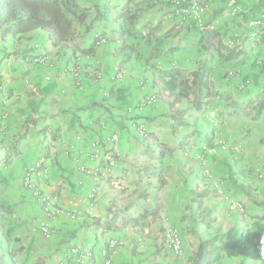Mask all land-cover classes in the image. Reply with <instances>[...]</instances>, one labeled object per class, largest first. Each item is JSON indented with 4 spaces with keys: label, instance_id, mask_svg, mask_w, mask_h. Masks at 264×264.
<instances>
[{
    "label": "crops",
    "instance_id": "1",
    "mask_svg": "<svg viewBox=\"0 0 264 264\" xmlns=\"http://www.w3.org/2000/svg\"><path fill=\"white\" fill-rule=\"evenodd\" d=\"M70 1L87 16L60 45L41 30L0 31L7 91L0 93L7 113L0 154L11 158L0 164V240L13 256L6 262L60 264L79 248L92 252L93 264H190L201 240L221 235L220 245L235 247L217 264H264V112L226 115L231 101L264 94L263 0H199L205 27L174 0ZM207 27L219 32L214 46L239 52L210 64L212 91L227 100L209 97L202 110L190 102L172 107L162 72H197L207 59ZM100 35L107 43L83 53ZM34 57L49 64L35 65ZM112 134L113 175L99 181L91 202L102 164L87 158L90 144ZM40 158L47 178L38 188L63 209L53 217L22 184ZM172 228L182 236L180 255L165 245ZM112 240L117 249L107 260Z\"/></svg>",
    "mask_w": 264,
    "mask_h": 264
},
{
    "label": "trees",
    "instance_id": "2",
    "mask_svg": "<svg viewBox=\"0 0 264 264\" xmlns=\"http://www.w3.org/2000/svg\"><path fill=\"white\" fill-rule=\"evenodd\" d=\"M264 3V0L262 1ZM105 7V6H104ZM87 16L86 9H79L69 0H0V31L3 36L26 34L41 30L48 34L52 44L60 45L71 37L75 26L82 23ZM202 37V49L207 53L197 72L171 68L162 72L164 83L163 92L168 95L170 106H179L184 102L192 103L194 109L202 110V105L207 104L209 97L217 100L226 99L224 93L213 92L210 80L211 61L215 55L227 62L238 57L236 48L224 49L223 46H214L213 40L219 37L215 27H207ZM102 36L95 38L89 50ZM226 54H224V53ZM232 111L226 115L232 116L246 110L255 112L254 119H258L264 112V94L256 95L243 102L231 101ZM162 154V153H161ZM11 158L0 154V164L9 165ZM223 236L216 235L201 240L190 264H217L227 250L235 246H223L219 243ZM6 257L12 260V250L7 240H0V264H8Z\"/></svg>",
    "mask_w": 264,
    "mask_h": 264
},
{
    "label": "built area",
    "instance_id": "3",
    "mask_svg": "<svg viewBox=\"0 0 264 264\" xmlns=\"http://www.w3.org/2000/svg\"><path fill=\"white\" fill-rule=\"evenodd\" d=\"M173 3L177 6L187 5L186 11H189L193 20L201 27H205L200 23V16L204 10V6L199 0H174ZM98 37V36H97ZM96 37V38H97ZM107 39L105 37H101L97 44H105L107 43ZM235 42L229 43V46H233ZM32 63L39 66H47L49 64V60L45 57H37L32 59ZM73 75L74 77H78V70L77 68L73 67ZM232 75V73H229ZM115 79V78H113ZM0 90H3L2 86L0 85ZM7 117V113L3 112L0 113V131H5L4 120ZM140 134L144 136V130H140ZM118 142V135L112 134L105 142H98L93 141L90 144V151L87 154V158L90 161H100L102 166L98 167L95 171L99 173L101 171L100 177L95 173L96 183L92 187L90 194L88 195V199L91 202L96 200V195L98 192V183L101 179L107 180L113 175V170L115 167V144ZM223 149H232L231 145H223ZM198 158H201V155H198ZM204 174L209 176V172L205 169ZM46 176V161L44 158H40L39 160L35 161L27 170L24 172V176L22 179L23 188L30 191L31 194L38 198L40 202L43 204L44 212L48 216H56L63 212V209L56 205L55 199H50L47 195H44L42 191L38 188V183L41 180H45ZM68 217L71 219H76L79 217L78 212H70L67 213ZM42 232L46 235H50V229L46 227H42ZM246 233H241V238L245 242H243L242 247H247L246 242ZM166 248L170 250L175 255H180L182 252V236L178 232L177 229L172 228L168 232V236L166 239ZM117 243L112 240L108 243L107 248L103 252V256L109 260L116 252ZM92 252L87 249L81 251L79 248H71L67 251V260L60 264H93L91 261Z\"/></svg>",
    "mask_w": 264,
    "mask_h": 264
},
{
    "label": "rangeland",
    "instance_id": "4",
    "mask_svg": "<svg viewBox=\"0 0 264 264\" xmlns=\"http://www.w3.org/2000/svg\"><path fill=\"white\" fill-rule=\"evenodd\" d=\"M34 58H37V57H34ZM34 64V63H33ZM1 71H0V85L2 86V88H3V90H0V93H7V91H6V88H5V83H4V80L2 79L3 78V76L1 75ZM2 132H4V131H2ZM246 242H247V244H248V241L246 240ZM243 248H246V247H243Z\"/></svg>",
    "mask_w": 264,
    "mask_h": 264
}]
</instances>
